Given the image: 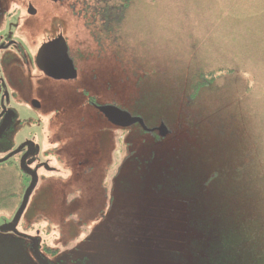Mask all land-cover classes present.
<instances>
[{
	"label": "rangeland",
	"instance_id": "374dc122",
	"mask_svg": "<svg viewBox=\"0 0 264 264\" xmlns=\"http://www.w3.org/2000/svg\"><path fill=\"white\" fill-rule=\"evenodd\" d=\"M91 1L0 0L36 9L26 38H13L22 65L54 35V19L76 12L64 16L79 72L76 81L55 83L29 67L18 98L6 103L17 121L0 158L30 140L38 181L16 227L22 237L0 232V264H38L26 238L38 241L49 264H264V211L256 208L264 206V0H133L116 44L93 19ZM10 19L0 34L16 31L15 14ZM195 74L213 82L210 97L236 122L226 149L253 163L260 155L247 175L254 186L246 175L206 184L210 174L240 165L215 153L206 123L214 114L205 104L197 102L198 117L190 109L183 117L184 91L201 79ZM83 89L140 116L148 129L163 123L169 135L111 126L82 104ZM23 98H38L41 110ZM18 163L17 156L0 166V227L30 184ZM233 183L255 195L227 196Z\"/></svg>",
	"mask_w": 264,
	"mask_h": 264
},
{
	"label": "flooded vegetation",
	"instance_id": "af4514ba",
	"mask_svg": "<svg viewBox=\"0 0 264 264\" xmlns=\"http://www.w3.org/2000/svg\"><path fill=\"white\" fill-rule=\"evenodd\" d=\"M49 1H51V0H49ZM51 2L53 4H56L58 2H64V0H55V1H51ZM2 5L3 4H0V33L2 32L3 27L7 26V22L11 20L10 17L13 16V14H15V18H16L15 25H17V28H16L15 32H12L10 34L9 33H7L5 35L0 34V127L4 123L6 124V127L4 128L3 132L0 134V142H4V140H8V138L10 139L12 137V135H14V132H15L14 130H13L14 132L12 131V126H13L14 122L17 121L16 120L17 117H16V114L13 113V111H11L10 109H8L6 107V103H8L10 101V99H11L10 97L16 98V99L18 98L17 94H16V90L18 89L17 84H19V76L21 78L20 73H24L25 70L30 67V69H32V72L38 71L43 77H45L46 80H51L55 83H59V82L70 83L71 81L72 82L76 81L78 79V73H79L77 70V66H76V63L74 61V58H72V56L70 54V50H69V41H70L69 36L71 34L70 35L68 34V36L66 35V30H68L67 28H69V27H68V20H66V27L67 28H65V16H64L65 10H64L63 15H61L62 17L60 19L56 18L53 20L52 25L55 27L54 28L55 30L52 29V31H54V35L52 34L49 38H47L46 42L42 43L36 49L35 55L34 54L32 55V59L27 61L26 63H24V65H22L23 63H21V61L18 62L16 60L15 52L19 48H18L17 42L13 38H14V36L15 37L18 36V38H20L21 40L26 38V36H27L26 33H29L27 30H30V28H28L30 25V22H33L34 17H35L37 12H36L35 7L29 3L26 5H22V6L16 2L10 3V4H8V7L4 6L5 8ZM33 11H34V13H33ZM73 13L74 12H72V13L66 12L65 15H66V17L69 16L73 20ZM74 14L76 16H78V14L76 12ZM26 27H27V29H26ZM32 30H34V29H32ZM62 40L64 42V47L67 50L66 51L67 59H68V61H71L75 75H74V77H72L68 80L57 81V80H54V79L46 76L45 74H43L39 70L37 63H36V56H37V54L39 52L38 50L41 48V46L45 45L46 43L54 42V41L62 42ZM54 48L52 49V53L49 55L51 57L54 56V53L57 51V47L55 49ZM4 86H8V88H5ZM38 89H40V88L37 87V90ZM35 94L39 95L37 93H35ZM82 94L85 95V97H86L87 94H86L85 89H83V91L81 92V95ZM23 99H24V103L30 104V106L32 108H34L32 106L33 102H36V103L38 102V105H39L38 108L37 109L34 108V109L36 111L41 110L38 98H36L37 100L33 99V98L30 100L25 99V98H23ZM84 103H85V105H88L89 107H92L93 109H95L97 114H100V112L98 110L100 107L105 106V105H112L109 103H105V104L99 103L95 99H92L89 96H88V98H86L83 101L82 104H84ZM112 106L116 107L117 105H112ZM8 134H9V137H8ZM28 142H31V141L30 140H28V141L24 140V141H22V143H20L18 146H16V148L12 149V147H10V153H8L6 156L8 158L6 163L9 162V160H13V159L17 158V156H18V158H19L18 165H20V162L23 159V157H25L28 154V147L25 146L26 144H28ZM32 151H33V154H29L25 160V164L30 169H32L31 165H30V159L37 155V153L35 152V145L34 144H33ZM62 160L66 161L65 158H62ZM47 167H48V165H47ZM20 168H21V165H20ZM34 171L36 172V170H34ZM36 174H37V172H36ZM26 176L30 177V182H31V176L28 174H26ZM27 189H28V187H27ZM26 190H25V192H26ZM25 192H23V196H24ZM20 236L22 237V235H20ZM26 239L29 240L30 243L32 244L31 241L33 238L32 239L26 238ZM37 263L41 264L38 261H37ZM46 264H49V263H46Z\"/></svg>",
	"mask_w": 264,
	"mask_h": 264
},
{
	"label": "trees",
	"instance_id": "16d2710c",
	"mask_svg": "<svg viewBox=\"0 0 264 264\" xmlns=\"http://www.w3.org/2000/svg\"><path fill=\"white\" fill-rule=\"evenodd\" d=\"M132 1L133 0H92L91 1V2H93V7H94L93 10H91V15H92L93 19L98 20L100 25L103 26L104 30H107L109 35H111L113 32L112 35L114 37V43L115 44H116V40H117V37L115 34L116 28H117V31L120 32L122 23L124 22L126 15H127L126 13L129 11V8H130L131 4L133 3ZM87 24H89V23L87 22ZM105 26L107 29H105ZM198 76L201 79H200V81L198 79V82L195 85V87H193L194 85L189 86L187 89L190 88V90L184 91L185 93H190V94L188 95L187 99L185 100V101H187L186 104L184 103V106L186 107V111H184L183 117L185 115L188 116L187 109H190L191 112H193V114L191 113L193 115V119L198 117L201 114L195 112V108L197 107L196 106L197 102L201 101L203 104H205L206 110L208 109L209 111L213 112V114H214V117H212L210 119L207 118L206 123H208L207 125L209 127V130H211V132H213V134H215L216 141H218L217 147L214 148L215 153L219 154V156L227 157L228 161L229 162L231 161L233 164L235 163L237 165H240L239 166L240 169H238L237 171L232 172V173H228L227 171L224 172V170H222L218 174L219 177L215 173L210 174V176L207 179L208 181L206 182V184L212 185L210 183H212L215 180H216V182H219V181H221V179L223 181H226L232 177L250 175L255 169L256 161L261 163L260 155L256 156L254 154V156H255V158H253V161L255 163L254 164L252 162V160L249 158V157H251L250 155H249V157H247L245 154L234 155L233 150L230 151V150L226 149L225 144L231 145L232 141L236 140V136H237L235 133V123L236 122H234L233 117L228 119L229 115L224 116L228 113V111H227L228 109L225 107V105L221 101L217 102V100H215L213 97H210L211 93H209V92H212V90L210 89V86L213 82H210L209 80H205V78H203V75H201V74L200 75L195 74L194 78L198 77ZM203 90H206V91H203ZM185 93H180V94L184 95ZM199 95H200V97H199ZM184 106H182V109L184 108ZM122 110H124V109H122ZM223 116L225 118H227V120H228L225 122L226 124L220 123L219 121H217L220 117H223ZM216 121H217V125L214 123ZM183 122L185 123L187 121L185 120ZM145 133L152 135L153 133H155V131H151L148 133L145 132ZM249 154H251V153H249ZM6 156L4 158H6ZM0 160H2V159L0 158ZM244 160H247V161L244 163ZM6 161L0 162V166L5 164ZM226 162H227V160H226ZM251 164H252V166H251ZM253 174H255V172H253ZM217 177H218V180H217ZM247 178H248V176H247ZM247 183L250 186H254V182L251 181L250 178H248ZM224 192L228 193L227 196H237V197L242 196L244 198L245 197L250 198V197H253L255 195L256 191L254 190V188L250 189L249 186H246L243 188V187L237 186L233 183V185L230 186L228 191L225 190ZM262 204H263V202H262ZM262 204L257 205L256 208L257 209L259 208L261 211L262 210L264 211V206ZM256 208H254V209H256ZM251 221H253V219H250V222ZM17 227H18V225H17ZM16 235H18V234H16Z\"/></svg>",
	"mask_w": 264,
	"mask_h": 264
},
{
	"label": "water",
	"instance_id": "95a60500",
	"mask_svg": "<svg viewBox=\"0 0 264 264\" xmlns=\"http://www.w3.org/2000/svg\"><path fill=\"white\" fill-rule=\"evenodd\" d=\"M55 1V0H51ZM34 13V11H33ZM57 47V51L54 53V56H49L52 53V49ZM54 48V49H55ZM38 54L36 56V63L39 68V70L45 74L46 76L54 79V80H68L72 77H74L75 72L72 66L71 61H68L67 55H66V48L64 47V42H49L46 43L45 45L41 46V48L38 50ZM32 106L34 108H38V102H33ZM100 114L105 118V120L108 121L110 125L113 127H119L123 129H128L131 126L138 125L142 128L144 132H151L155 131L158 133V136L161 138L167 137L169 135V130L166 125L163 123L160 124L158 128H153V129H148L147 126H145L143 119L139 117H135L130 115L129 113L123 111L119 107H115L112 105H105L100 107L99 109ZM6 127V124L4 123L0 127V134L3 132L4 128ZM25 146L28 147V154L23 157V159L20 162L21 165V170L25 172L26 174L31 176V182L28 186V189L26 190L23 200L21 204L19 205L18 211L16 212L13 220L4 226L0 227V232L2 233H7L11 232L14 234H18V236L22 235L17 233V225L19 224L20 217L22 214L25 212V208L29 202V197L32 191L35 188V185L37 184L38 181V176H36V172L30 168L27 167L25 164V160L28 157L29 154H33L32 148H33V143L28 142ZM11 156V155H10ZM8 158H4L0 160V162L6 161ZM32 244H34V255L36 257V260L41 263V264H46L41 255H39L38 252V247L39 243L37 240L32 239Z\"/></svg>",
	"mask_w": 264,
	"mask_h": 264
}]
</instances>
